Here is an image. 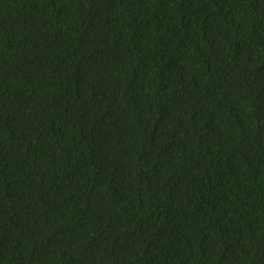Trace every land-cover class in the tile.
Returning <instances> with one entry per match:
<instances>
[{
	"label": "trees",
	"instance_id": "obj_1",
	"mask_svg": "<svg viewBox=\"0 0 264 264\" xmlns=\"http://www.w3.org/2000/svg\"><path fill=\"white\" fill-rule=\"evenodd\" d=\"M0 264H264V0H0Z\"/></svg>",
	"mask_w": 264,
	"mask_h": 264
}]
</instances>
